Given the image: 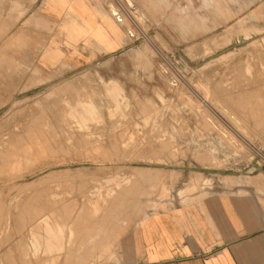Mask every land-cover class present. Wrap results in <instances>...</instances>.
Here are the masks:
<instances>
[{"label": "rangeland", "instance_id": "obj_1", "mask_svg": "<svg viewBox=\"0 0 264 264\" xmlns=\"http://www.w3.org/2000/svg\"><path fill=\"white\" fill-rule=\"evenodd\" d=\"M263 104L264 0H0V264H129L140 218L264 174Z\"/></svg>", "mask_w": 264, "mask_h": 264}, {"label": "crops", "instance_id": "obj_2", "mask_svg": "<svg viewBox=\"0 0 264 264\" xmlns=\"http://www.w3.org/2000/svg\"><path fill=\"white\" fill-rule=\"evenodd\" d=\"M48 47L46 63L60 56ZM182 199L139 219L129 264H264L263 173Z\"/></svg>", "mask_w": 264, "mask_h": 264}, {"label": "bare ground", "instance_id": "obj_3", "mask_svg": "<svg viewBox=\"0 0 264 264\" xmlns=\"http://www.w3.org/2000/svg\"><path fill=\"white\" fill-rule=\"evenodd\" d=\"M112 8H113V6H112ZM113 10V9H112ZM115 10V9H114ZM32 21V20H31ZM22 35L19 33V34H17V36H16V39L17 40H19L20 41V39H22ZM14 39V38H13ZM22 41V40H21ZM47 48H49V47H47ZM51 49H52V47H51ZM50 51V50H49ZM56 52V51H55ZM48 54V53H47ZM50 56V55H49ZM54 56V55H53ZM53 58V57H52ZM10 77V76H9ZM8 78V77H7ZM13 79V78H12ZM260 86V85H259ZM258 87V86H257ZM260 88V87H259ZM259 91V90H258ZM254 95V94H253ZM218 105V104H217ZM264 105V104H263ZM240 106V105H239ZM245 108V107H244ZM70 112H71V115L73 116V117H75V118H77V119H81L82 121H86V120H88V119H90V118H92L93 117V115H92V111L89 109V107H88V105L85 103V102H83V101H81V100H78V102L77 103H75V104H72L71 106H70ZM245 116V115H244ZM262 116V115H261ZM246 117V116H245ZM264 117V116H263ZM239 120V119H238ZM36 139V138H35ZM29 140V139H28ZM27 140V141H28ZM30 141V140H29ZM33 141H35V143L34 144H36V146H38V148H39V150H41V149H46V148H48V146L49 145H46V144H44V141H43V145H42V143H41V141L40 140H33ZM237 141V140H236ZM27 143V142H26ZM19 144V143H18ZM29 144V143H28ZM31 144H32V142H31ZM30 144V145H31ZM28 146V145H27ZM24 148H25V146H23ZM29 147V146H28ZM35 147V146H34ZM23 148V149H24ZM29 149V148H28ZM36 149V148H35ZM49 149V148H48ZM18 150V149H17ZM26 150V149H25ZM38 150V149H37ZM36 150V151H37ZM28 151V150H27ZM21 152V151H20ZM19 152V153H20ZM26 152V151H25ZM32 152V151H31ZM31 152H29L30 154H31ZM46 152V151H45ZM3 153V152H2ZM16 153V152H15ZM18 153V154H19ZM29 153H28V155H29ZM25 155H26V153H24ZM16 155V154H15ZM15 155L13 154V156L15 157ZM24 155V156H25ZM27 155V156H28ZM31 155H29L28 157H30ZM17 157H18V155H17ZM32 157V156H31ZM10 158V157H9ZM15 159V158H14ZM21 159V158H20ZM8 160V159H7ZM12 160V159H11ZM24 160V159H23ZM26 160H28V159H26ZM12 161H15V160H12ZM16 162V161H15ZM7 163H9L8 161H7ZM16 164V163H15ZM11 165V164H10ZM159 178V177H158ZM139 202V201H138ZM152 202V201H151ZM116 204V203H115ZM116 206V205H115ZM112 207V206H111ZM84 208V207H83ZM109 209V208H108ZM59 210V209H58ZM143 211V210H142ZM61 212V211H60ZM66 212V211H65ZM121 212V211H120ZM40 213V212H39ZM38 213V214H39ZM44 213V212H43ZM50 213V212H49ZM52 213V212H51ZM50 213V214H51ZM67 213V212H66ZM40 214H42V213H40ZM65 214V213H64ZM72 214H73V212H72ZM140 214V213H139ZM29 215V214H28ZM68 215V214H67ZM96 215V214H95ZM36 216H37V214H36ZM70 216V215H69ZM71 216H73V215H71ZM77 216V215H76ZM39 217V216H38ZM67 217V216H66ZM100 217V216H99ZM102 217V216H101ZM125 217V216H124ZM37 218V217H36ZM75 218V217H74ZM73 218V219H74ZM126 218V217H125ZM124 218V219H125ZM128 218V217H127ZM93 219V218H92ZM97 219V218H96ZM30 220V219H29ZM35 220V219H34ZM33 220V221H34ZM49 222H50V220H49ZM92 222H94V221H92ZM55 223H56V221H55ZM34 224V223H33ZM40 224H42L41 222H40ZM52 224V223H51ZM19 225V224H18ZM36 225V224H35ZM90 225H92V224H90ZM116 225V224H115ZM129 225V224H128ZM32 226V225H31ZM32 227H34V226H32ZM36 227V226H35ZM34 227V228H35ZM42 227V226H41ZM44 227V226H43ZM57 227V226H56ZM18 229V228H17ZM29 229V228H28ZM84 229V228H83ZM42 230V229H41ZM75 230V229H74ZM36 231V230H35ZM40 231V230H39ZM62 231V230H61ZM81 231V230H80ZM114 231V230H113ZM27 232V231H26ZM34 232V231H33ZM86 232V231H85ZM63 233V232H62ZM37 235V234H36ZM81 237V236H80ZM101 237V236H100ZM37 238V237H36ZM51 239H50V241H49V243H48V249L50 250V251H52L55 247H58V248H60L61 247V244H58V243H56V241H55V239H54V237H50ZM118 239V238H117ZM121 239V238H120ZM119 239V240H120ZM79 241V240H78ZM99 241V240H98ZM34 242V241H33ZM39 242V241H38ZM76 242V241H75ZM113 242V241H112ZM117 242H118V240H117ZM115 243V242H114ZM39 244V243H38ZM78 244V243H77ZM97 244V243H96ZM117 244V243H116ZM69 246V245H68ZM40 247V246H39ZM87 251V250H86ZM102 252V251H101ZM83 253V252H82ZM103 253V252H102ZM22 254V253H21ZM47 255V254H46ZM42 256V255H41ZM48 257V256H47ZM38 259V258H37ZM46 260H48L49 261V259H46ZM52 260V259H51ZM50 260V263L51 264H53V262L55 261L56 262V260H54V261H51ZM90 260V259H89ZM71 261H73V260H71ZM47 263V262H46ZM58 263V262H57ZM67 263V262H66ZM71 263H73V262H71ZM70 264V263H69Z\"/></svg>", "mask_w": 264, "mask_h": 264}]
</instances>
